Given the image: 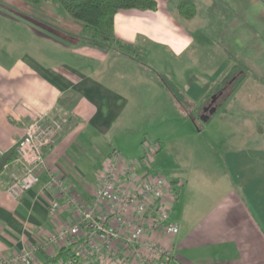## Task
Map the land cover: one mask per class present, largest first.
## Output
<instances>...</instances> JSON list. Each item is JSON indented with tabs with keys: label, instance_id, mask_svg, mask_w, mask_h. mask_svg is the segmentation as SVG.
Wrapping results in <instances>:
<instances>
[{
	"label": "crops",
	"instance_id": "0c3cea01",
	"mask_svg": "<svg viewBox=\"0 0 264 264\" xmlns=\"http://www.w3.org/2000/svg\"><path fill=\"white\" fill-rule=\"evenodd\" d=\"M180 1L157 0L155 10H119L116 37L141 47L150 66L170 75L194 106L206 102L233 65L226 48L264 73V0H194L197 13L190 19L178 13ZM82 30L83 24L55 2L36 8L24 0H0V154L16 145L34 118L59 108L70 117L46 149L40 182L33 188L18 198L7 192L10 171H21L16 161L0 173V259L36 247L34 264H63L53 261L58 250L70 244L79 248L81 240L41 244L72 223L78 209L45 186L50 173L79 200L90 202L109 154L128 150L125 137L147 115L157 139L144 135L142 146L146 137L160 140L161 146L153 167L185 181L171 214L180 230L168 264H264V84L249 75L200 122L199 131H192L195 137L220 111L227 128L242 126L233 135L232 130L222 133L225 144L196 146L193 158L199 165L183 167L179 150L164 144L184 136L178 128L172 131L177 127L173 121L190 120L177 110L152 68L114 49L84 45ZM250 89L255 99H248L251 105L243 110L259 109L235 114L234 106L244 105L240 97ZM205 179L210 186L202 191ZM54 199L61 201L57 214L49 210ZM100 264L141 262L107 258Z\"/></svg>",
	"mask_w": 264,
	"mask_h": 264
},
{
	"label": "built area",
	"instance_id": "2783aa9c",
	"mask_svg": "<svg viewBox=\"0 0 264 264\" xmlns=\"http://www.w3.org/2000/svg\"><path fill=\"white\" fill-rule=\"evenodd\" d=\"M69 120V115L55 110L27 125L25 135L16 143L15 161L21 171H10L7 192L11 196L21 197L40 182L39 168L45 164L46 149L55 143ZM160 148L159 142L146 137L144 155L140 158H127L118 151L110 153L98 173V184L90 202L79 200L51 172L45 186L55 189L67 205L77 207L78 216L50 234L41 245L58 246L81 240L78 253L69 256L63 264H100L107 258L168 264L180 230V224L171 219V214L185 181L170 178L153 167L151 160ZM60 208L59 199L49 205L52 214H57ZM36 253V247L24 248L1 258L0 263L34 264Z\"/></svg>",
	"mask_w": 264,
	"mask_h": 264
},
{
	"label": "trees",
	"instance_id": "16d2710c",
	"mask_svg": "<svg viewBox=\"0 0 264 264\" xmlns=\"http://www.w3.org/2000/svg\"><path fill=\"white\" fill-rule=\"evenodd\" d=\"M36 8L47 2H55L59 10L69 14L72 18L83 24L80 34L81 42L102 50H116L122 55L134 59L143 67L152 68L158 80L171 94L177 110L186 118L192 120L197 126L201 122L202 108L217 106L219 109L224 102L238 89L241 83L249 75H254L257 81L264 84V73L257 72L251 64L240 57L239 54L226 48V52L233 59V65L225 72L206 102L194 106L185 91L171 78L170 75L155 70L148 63L144 51L138 45L123 41L115 34V15L122 9H157V0H24ZM178 13L185 18H193L197 13V4L194 0H181L177 5ZM249 68V69H248ZM216 96V102L212 103V95ZM205 103V104H204ZM196 111V112H195ZM159 142V140H156ZM17 158L16 145L10 150L0 154V173L8 169ZM78 248L73 244L62 246L53 261L63 263L69 256L76 255Z\"/></svg>",
	"mask_w": 264,
	"mask_h": 264
},
{
	"label": "rangeland",
	"instance_id": "374dc122",
	"mask_svg": "<svg viewBox=\"0 0 264 264\" xmlns=\"http://www.w3.org/2000/svg\"><path fill=\"white\" fill-rule=\"evenodd\" d=\"M237 54H239V53H237ZM252 93H254V92L250 89V90H247L246 94H244L242 97H240V100L242 102H244V105L240 104L242 107H240L239 105L234 106L233 109H235V114L236 113L240 114L239 113L240 111H243V114H244V112H247L248 114H254V111L259 109V107H252V108H245V110L247 109V111L243 110L244 109L243 107H248L249 105H251L247 102L248 99H253V100L255 99L254 96L252 95ZM261 105L264 108V102ZM230 107H232L231 104L228 105V108H230ZM57 110L59 112L65 114V115H67L66 111H64L63 109L59 108ZM150 113H151V118L153 119L154 113L153 112H150ZM201 113L206 114V111L204 110V108H202L201 111L197 115H199ZM170 114H172V113L169 112V117H170ZM221 114H223L222 111L215 114L213 119H211V121L208 124H205V122H203V124H205V127H204L203 131H201V134H199L200 135L199 137L198 136L195 137V135L192 134V131L194 129L199 131V127L196 126V124L192 120L189 119L190 124L188 123L189 122L188 120L176 119V121H173V123L176 122L177 127H175L173 129L174 125L171 124L170 128L173 129L172 131H174L178 128V131L181 130V132L184 134V136L180 137L179 140H174L171 144L165 143L164 146L168 145L169 149L171 148L174 150L177 148L179 150L180 155L178 156V158L180 160H177V161H178V163L179 162L181 163L180 164L181 166L184 167V165L186 163H188V165L189 164L190 165H199V163L196 162L197 160H195L193 158V150L196 146H201V144H206V145L210 144V145H215V146L225 144L223 137H221L222 133L223 132L227 133V132H230L232 130L231 132L233 135L234 130L236 132L238 130V127L240 128L241 124H238V123L235 124L234 130L232 128H227L228 126H226V122L223 121L220 117ZM201 121H203V120H201ZM169 124H170V122H169ZM187 124H189L188 126H190V127H188ZM138 126H141V128ZM260 127H263V137H264V118H263V120L260 121ZM154 129H156L155 125H154V121L153 120H152V122L149 121V119L147 118V115H146L144 122H142V121L138 122L136 130L135 131L131 130L129 133L130 135L125 137L124 140L127 142L126 148L128 150L127 151L121 150L122 154L127 158H129V157L130 158H140L141 156H143L144 155V149L142 146V140L144 138V135L149 136V137H150V135H152V137H154V139H157V137L154 134V131L158 132V130H154ZM260 133L261 132L259 131V134ZM131 134L133 135V137H131ZM182 138H183V141H181ZM137 155H139V156H137ZM98 169H97V171H98ZM196 169H197V167H195V170ZM195 170H193V172ZM209 186L210 185H208V183L205 179L203 187H202V191L207 190V188Z\"/></svg>",
	"mask_w": 264,
	"mask_h": 264
},
{
	"label": "water",
	"instance_id": "95a60500",
	"mask_svg": "<svg viewBox=\"0 0 264 264\" xmlns=\"http://www.w3.org/2000/svg\"><path fill=\"white\" fill-rule=\"evenodd\" d=\"M216 102V96L213 95L212 97V103ZM208 113L201 115V120L207 121L211 114H214L217 111V106L213 105L209 108H207Z\"/></svg>",
	"mask_w": 264,
	"mask_h": 264
},
{
	"label": "flooded vegetation",
	"instance_id": "af4514ba",
	"mask_svg": "<svg viewBox=\"0 0 264 264\" xmlns=\"http://www.w3.org/2000/svg\"><path fill=\"white\" fill-rule=\"evenodd\" d=\"M212 106V105H211ZM211 106H208L207 108L211 107Z\"/></svg>",
	"mask_w": 264,
	"mask_h": 264
}]
</instances>
